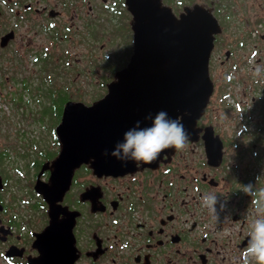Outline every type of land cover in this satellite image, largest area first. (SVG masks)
Wrapping results in <instances>:
<instances>
[{"label": "flooded vegetation", "instance_id": "1", "mask_svg": "<svg viewBox=\"0 0 264 264\" xmlns=\"http://www.w3.org/2000/svg\"><path fill=\"white\" fill-rule=\"evenodd\" d=\"M77 1L81 3L73 11L87 24L106 9L112 16L128 21L125 27L132 53V14L125 0ZM162 2L177 15L194 4L212 10L222 27L216 34L214 49L218 45L228 48L221 65L230 59L233 49L244 44L241 39L231 43L229 29L244 28L245 34L248 30L264 40V19L258 18L261 22L255 27L250 19L251 15L263 17L264 0ZM260 3L263 5L256 7ZM27 8L33 9L30 3H24L23 9ZM34 10H48L49 14L53 9L45 4ZM106 94L107 89L83 102L91 104ZM221 97L219 94V104ZM212 102L211 95L181 151L173 149L158 161L137 163L124 172L95 171L90 162L82 163L54 204V212L50 211L51 203L36 191L35 183L42 164L58 154L59 141L57 137L52 141L31 140L33 156L25 163L31 180L26 186L21 187L16 176L10 187L11 176L0 170V264H246L242 252L250 239L249 226L256 205L244 188H264V169H257L260 163L264 166V139L256 140V130H250L246 121L238 122L241 139L222 128L211 110ZM240 118L244 119L242 115ZM49 146L56 152L47 158ZM49 176L50 170L46 169L40 180L48 182ZM204 193H216L217 220L202 206ZM52 218L57 225L52 234H45ZM247 264L257 262L249 257Z\"/></svg>", "mask_w": 264, "mask_h": 264}, {"label": "rangeland", "instance_id": "2", "mask_svg": "<svg viewBox=\"0 0 264 264\" xmlns=\"http://www.w3.org/2000/svg\"><path fill=\"white\" fill-rule=\"evenodd\" d=\"M24 3H30L33 9H23ZM80 3L77 0H0V37L10 30L15 32L5 47L0 46V170L11 176L10 187L16 176L21 187L31 178L25 163L31 160L32 141L56 138L59 103L51 100V91L60 89L70 99L91 101L106 89L115 71L125 66L131 55L126 20L112 16L106 9L101 17L87 24L85 18L73 11ZM45 4L55 14H48V10L35 12L34 7ZM258 18L264 19V15L256 18L251 15L253 27L261 22ZM232 29L228 33L232 36L231 43L241 39L244 44L231 51L224 65L221 60L228 48L218 45L213 50L210 74L215 87L211 110L219 117L220 126L230 129L237 138H242L238 122L246 121L250 130L251 127L256 130L259 137L256 140L264 139V40L248 30L245 34L244 28ZM256 89L263 94L252 105L250 94ZM219 94L223 104H219ZM231 100L241 104L236 107ZM254 110L257 115L251 119ZM240 115L246 119L242 120ZM52 147H46L47 158L56 152ZM24 154H27L25 159ZM257 169L261 172L264 166L260 163ZM27 174L28 180H25Z\"/></svg>", "mask_w": 264, "mask_h": 264}, {"label": "water", "instance_id": "3", "mask_svg": "<svg viewBox=\"0 0 264 264\" xmlns=\"http://www.w3.org/2000/svg\"><path fill=\"white\" fill-rule=\"evenodd\" d=\"M125 2L132 14L133 31L128 62L115 71L104 97L91 104L71 99L65 102L55 128L60 149L51 161L42 164L37 176L35 189L51 203V212L57 209L54 204L82 163L90 162L95 171L106 172H124L137 164L121 161L111 152L138 121L147 127L151 124L146 119L149 114L154 117L165 111L172 119L180 118L190 134L214 91L210 58L222 27L212 10L194 4L177 15L162 0ZM14 37V30L6 32L0 37V46L5 47ZM173 149L163 150L155 161ZM46 169L50 176L43 182L40 176ZM54 225L57 220L52 218L45 234H52Z\"/></svg>", "mask_w": 264, "mask_h": 264}, {"label": "clouds", "instance_id": "4", "mask_svg": "<svg viewBox=\"0 0 264 264\" xmlns=\"http://www.w3.org/2000/svg\"><path fill=\"white\" fill-rule=\"evenodd\" d=\"M146 119L151 120V124L142 127L138 121L124 133L123 140L115 145L112 156L124 162L131 160L138 164H150L165 149L174 148L181 151L187 146L189 134L180 118L172 119L167 112L160 111L154 117L149 114ZM244 189L255 198L253 203L256 205V211L249 226L250 239L242 255L246 258V264L249 257L254 258L257 264H264V188L253 190L249 185ZM201 201L202 206L217 220L216 193H204Z\"/></svg>", "mask_w": 264, "mask_h": 264}, {"label": "trees", "instance_id": "5", "mask_svg": "<svg viewBox=\"0 0 264 264\" xmlns=\"http://www.w3.org/2000/svg\"><path fill=\"white\" fill-rule=\"evenodd\" d=\"M51 93H52L50 95V98H52L51 100L54 101V102L58 101V102H56L57 104L59 103V106L56 108V110L58 112L59 119H60V116H61V113H62V106H63L65 101L70 99V96L67 93H64V91H62V90L60 91V89H57V91L56 90H54V91L52 90ZM41 120L43 121L42 118H41Z\"/></svg>", "mask_w": 264, "mask_h": 264}, {"label": "built area", "instance_id": "6", "mask_svg": "<svg viewBox=\"0 0 264 264\" xmlns=\"http://www.w3.org/2000/svg\"><path fill=\"white\" fill-rule=\"evenodd\" d=\"M233 76V75H232ZM230 77H231V75H230ZM233 78L231 77V80H232ZM263 93H259V91H258V89H256V92H251V94H250V101H251V103H252V105L254 104V99H256L257 98V96H260V95H262ZM232 101V103H234V100H231ZM246 102H248V100H247V98H246V100H245ZM235 104V103H234ZM239 104H241L240 102H236V107L237 106H239ZM254 113H255V115L254 116H252V118H255L256 117V115H257V112L254 110Z\"/></svg>", "mask_w": 264, "mask_h": 264}]
</instances>
